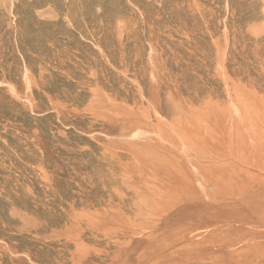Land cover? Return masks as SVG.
<instances>
[{
    "label": "rangeland",
    "instance_id": "rangeland-1",
    "mask_svg": "<svg viewBox=\"0 0 264 264\" xmlns=\"http://www.w3.org/2000/svg\"><path fill=\"white\" fill-rule=\"evenodd\" d=\"M0 264H264V0H0Z\"/></svg>",
    "mask_w": 264,
    "mask_h": 264
}]
</instances>
